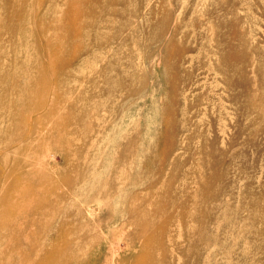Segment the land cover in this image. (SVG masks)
<instances>
[{
  "label": "rangeland",
  "instance_id": "rangeland-1",
  "mask_svg": "<svg viewBox=\"0 0 264 264\" xmlns=\"http://www.w3.org/2000/svg\"><path fill=\"white\" fill-rule=\"evenodd\" d=\"M0 264H264V0H0Z\"/></svg>",
  "mask_w": 264,
  "mask_h": 264
}]
</instances>
